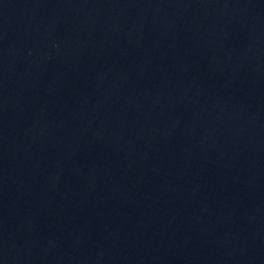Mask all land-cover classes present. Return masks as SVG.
Wrapping results in <instances>:
<instances>
[{
  "label": "water",
  "instance_id": "obj_1",
  "mask_svg": "<svg viewBox=\"0 0 264 264\" xmlns=\"http://www.w3.org/2000/svg\"><path fill=\"white\" fill-rule=\"evenodd\" d=\"M0 264H264V0H0Z\"/></svg>",
  "mask_w": 264,
  "mask_h": 264
}]
</instances>
